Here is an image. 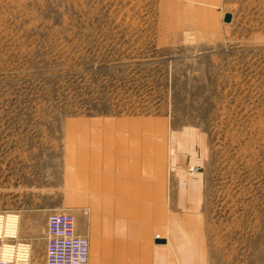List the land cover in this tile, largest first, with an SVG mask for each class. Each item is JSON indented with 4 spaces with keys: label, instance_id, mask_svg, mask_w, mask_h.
<instances>
[{
    "label": "rangeland",
    "instance_id": "374dc122",
    "mask_svg": "<svg viewBox=\"0 0 264 264\" xmlns=\"http://www.w3.org/2000/svg\"><path fill=\"white\" fill-rule=\"evenodd\" d=\"M114 145L201 176L203 264H264V0H0V209L19 236Z\"/></svg>",
    "mask_w": 264,
    "mask_h": 264
},
{
    "label": "crops",
    "instance_id": "0c3cea01",
    "mask_svg": "<svg viewBox=\"0 0 264 264\" xmlns=\"http://www.w3.org/2000/svg\"><path fill=\"white\" fill-rule=\"evenodd\" d=\"M126 149L116 145L104 148L105 153L89 158L88 179L83 180L80 192L75 189L77 184L68 180L69 189L58 205L21 215L20 234L30 240L33 249L41 250L40 264H45L47 218L54 209L74 211L78 232L89 235V264H203L206 252L201 216L196 211L202 203L201 176L182 168L173 170L172 175L165 170L138 168V160L134 158L132 164ZM171 181L172 199L168 193ZM169 202L175 211L169 216L168 234L155 236L154 210ZM84 208L90 209L89 215L79 212ZM186 209L193 213L186 214Z\"/></svg>",
    "mask_w": 264,
    "mask_h": 264
},
{
    "label": "built area",
    "instance_id": "2783aa9c",
    "mask_svg": "<svg viewBox=\"0 0 264 264\" xmlns=\"http://www.w3.org/2000/svg\"><path fill=\"white\" fill-rule=\"evenodd\" d=\"M191 172L199 171L191 166ZM88 209L84 213L88 214ZM45 264H89L90 239L79 233L69 210L53 211L47 218ZM32 246L19 236V214L0 209V264H30Z\"/></svg>",
    "mask_w": 264,
    "mask_h": 264
},
{
    "label": "water",
    "instance_id": "95a60500",
    "mask_svg": "<svg viewBox=\"0 0 264 264\" xmlns=\"http://www.w3.org/2000/svg\"><path fill=\"white\" fill-rule=\"evenodd\" d=\"M230 19H231V14L227 13L226 16H225V20L229 21ZM161 242H163V241H161Z\"/></svg>",
    "mask_w": 264,
    "mask_h": 264
}]
</instances>
